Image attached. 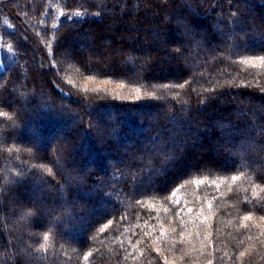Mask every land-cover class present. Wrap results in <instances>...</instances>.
Here are the masks:
<instances>
[{"label":"trees","instance_id":"trees-1","mask_svg":"<svg viewBox=\"0 0 264 264\" xmlns=\"http://www.w3.org/2000/svg\"><path fill=\"white\" fill-rule=\"evenodd\" d=\"M0 36V264H264V0H0Z\"/></svg>","mask_w":264,"mask_h":264},{"label":"rangeland","instance_id":"rangeland-1","mask_svg":"<svg viewBox=\"0 0 264 264\" xmlns=\"http://www.w3.org/2000/svg\"><path fill=\"white\" fill-rule=\"evenodd\" d=\"M144 44H147L148 41L143 40ZM2 45H1V36H0V67H4L5 64V60L3 59V52H2ZM255 61V60H254ZM258 61V60H257ZM227 152V151H226Z\"/></svg>","mask_w":264,"mask_h":264},{"label":"snow or ice","instance_id":"snow-or-ice-1","mask_svg":"<svg viewBox=\"0 0 264 264\" xmlns=\"http://www.w3.org/2000/svg\"><path fill=\"white\" fill-rule=\"evenodd\" d=\"M259 59L262 61V62H264V56H261V57H259ZM237 177H233V179H236ZM159 194V193H158ZM174 194V193H173ZM165 198H167L166 196H165ZM209 264H211V261H209Z\"/></svg>","mask_w":264,"mask_h":264}]
</instances>
